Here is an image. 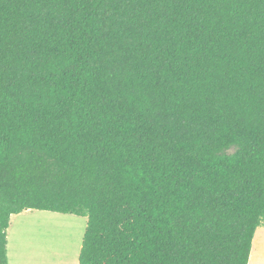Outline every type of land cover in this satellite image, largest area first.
Masks as SVG:
<instances>
[{
  "label": "trees",
  "instance_id": "16d2710c",
  "mask_svg": "<svg viewBox=\"0 0 264 264\" xmlns=\"http://www.w3.org/2000/svg\"><path fill=\"white\" fill-rule=\"evenodd\" d=\"M25 210L87 219L78 264H248L264 0H0V264Z\"/></svg>",
  "mask_w": 264,
  "mask_h": 264
},
{
  "label": "crops",
  "instance_id": "0c3cea01",
  "mask_svg": "<svg viewBox=\"0 0 264 264\" xmlns=\"http://www.w3.org/2000/svg\"><path fill=\"white\" fill-rule=\"evenodd\" d=\"M31 211L36 210H25L10 217L6 230L7 264H78L81 245L72 244L69 234L53 232L56 227L50 226L46 222L47 218L24 217L22 215ZM260 226L264 227V223L261 222ZM256 231L248 263L252 257ZM260 247L264 258V240ZM261 259L262 257L259 255L257 264H261Z\"/></svg>",
  "mask_w": 264,
  "mask_h": 264
},
{
  "label": "rangeland",
  "instance_id": "374dc122",
  "mask_svg": "<svg viewBox=\"0 0 264 264\" xmlns=\"http://www.w3.org/2000/svg\"><path fill=\"white\" fill-rule=\"evenodd\" d=\"M22 215L24 217L47 218L46 222L49 223L50 226L56 227L53 230V232L55 233L62 232L65 234H69L70 242L72 244L78 243L79 245H81L82 243L83 234L87 224L86 218L76 217L72 215H60L56 213L37 212V211H31L30 213H23ZM262 223H264V219ZM263 240H264V227L260 226L256 231L254 246L252 249V257L248 264H257L259 255H261L262 257L261 264H264L263 251L261 252L260 249Z\"/></svg>",
  "mask_w": 264,
  "mask_h": 264
}]
</instances>
